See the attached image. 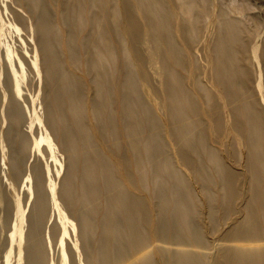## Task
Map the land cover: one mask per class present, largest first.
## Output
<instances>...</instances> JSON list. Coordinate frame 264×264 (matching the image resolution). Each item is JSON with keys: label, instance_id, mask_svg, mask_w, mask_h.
<instances>
[{"label": "rangeland", "instance_id": "1", "mask_svg": "<svg viewBox=\"0 0 264 264\" xmlns=\"http://www.w3.org/2000/svg\"><path fill=\"white\" fill-rule=\"evenodd\" d=\"M39 1L44 4L42 8L38 6ZM38 2L0 0V25L3 28L0 46V264H4L6 258L11 260V264L17 261L19 264H24V248L28 245L27 220L35 202L33 193L35 170L45 169L43 173H46V167L49 168V174H45V180L50 179L54 183L57 203L63 213L65 225L59 220L57 210L51 207V202H48L40 237L46 257L45 264H60L63 251L68 255L66 264H86L85 251L88 254L90 252L80 238L77 213L65 205L58 195L65 180L66 171L70 169L67 166L73 153L64 151L60 134L53 133L49 129L53 125L56 129L61 128L63 124L57 111L52 112L51 107L49 110L48 100L52 94V84L45 77L42 55L39 53L37 43L40 40L38 33V16L40 15L49 19L48 27L53 33L52 38L55 39L54 46L59 54L63 74L70 77L75 93L80 98L77 118L85 127L77 130L76 136L81 137L82 133L91 141V145L82 144L84 148L82 147L81 152H98L97 157H95L96 153H90L95 158H100L101 154L104 155L110 167L108 182L114 181L118 184L127 193L128 202L129 200L140 201L143 206L149 208V212L142 218L141 227L145 233L144 244L149 249L152 264H182L180 255L186 254L202 256L200 264H219L217 256L221 248L220 243L225 239L227 232L238 226L245 216V197L249 195V184L246 181L248 173L245 167L247 149L230 129L232 119L227 115V100L219 98L218 88L212 80H209L214 76L210 69L212 64L210 58L220 38L219 18L224 14L228 19H239L242 23L241 31L234 43V51L243 69L242 76L247 74L243 80L246 82L244 86L250 89L252 97L250 100H255L254 102L264 109V0H209L205 2L207 11L209 10V20L206 23L197 24L194 32L185 37L177 31L175 26L177 24L175 22L172 24L175 44L182 50L180 61L174 60L171 63L172 68L184 77L185 85L189 89H194L193 80L202 83L207 93L211 95V101L215 98L219 110L223 113L224 128L221 132H217L214 125L209 123L207 115L199 117L206 128L201 135L193 139L203 147V149L200 148V160L203 164L201 173L195 170L198 167H186L181 163L174 140L168 135L169 125L162 87L164 75L159 59L154 65L156 74L153 69H148L147 57L150 55L153 44L151 45V39L145 36L147 27L141 11H135V13L143 31L144 40L141 39L140 46L137 45V47L141 50L142 58L145 59V71L150 78L148 82L142 78L134 56L128 52L132 45L130 34L122 27L120 0H85L83 3L80 2V5L76 0H38ZM102 3H106V7L110 8L113 15L112 22L106 24L113 30L111 45L115 53L114 59H118L125 65H131L133 69L129 66L128 70L134 85L131 92L139 102L145 103L146 109L151 113L149 116L146 109L139 108V119H131V122L138 123L141 119L143 123L136 126L140 127L138 131L132 134L126 133L123 137H107L101 131L109 128L114 130L117 136L113 121H98V116L101 118V115L105 113L113 117L116 110L111 104L112 97H106L104 103L98 99L94 83L95 73L88 71L92 51L83 45V38L91 25L89 19L97 14ZM168 4L169 9H172L174 4L170 0ZM176 10L177 7L175 12ZM238 10L239 12L235 13ZM185 42L191 44L192 50H197L195 54H190L191 51L186 47ZM5 48L11 50L13 61L16 63L19 59L23 61L21 69L13 63L17 77L20 78L19 93H13L11 79L6 77L3 70L2 59L5 58ZM70 48L76 54L75 60L71 58ZM34 58L36 66L33 67ZM3 61L5 63V59ZM107 66L108 60H103L101 68L107 70ZM117 72L116 70V74ZM208 98L207 100L210 101ZM103 104L108 108L102 109ZM204 104L205 101L200 99L199 105L203 107ZM13 109L20 110V112L16 111L22 114L19 119L10 116ZM52 115L53 123L47 119ZM98 129L100 131H97ZM227 131L228 137H226ZM41 136L46 137L47 141L42 142L37 148L35 139ZM153 136L157 150L160 152L158 157L162 163L159 171L165 175L164 177L173 171L186 179L189 184V187L185 188L192 195L194 207L186 218L187 229L178 227L172 212L161 214L158 211L159 201L153 195L155 187L152 177L155 178V172L158 171L157 167L160 163L154 165L147 161L143 167L145 174L143 177L141 166L137 165V167L134 164L135 158L129 143L135 140L142 142L141 139ZM43 149L46 150L45 154ZM209 149L226 160L227 168L238 175L236 191L239 194L245 193V197H239L233 202L231 210L226 209L228 192L222 190L224 174H221L208 154ZM51 153L54 158H51ZM194 159L199 161L197 157ZM13 163L18 164V167L13 166ZM144 178L145 186L141 182ZM78 182V178L74 179L75 184ZM157 182L171 186L170 182L164 178H159ZM172 183L179 194L184 192V186L179 185L178 180L173 179ZM94 215H92L94 223L100 225V220ZM161 217L163 221L162 219L160 221ZM165 227L167 229H164ZM11 234L13 238L10 239ZM100 234L101 228L91 233L88 236L87 247L97 248L96 240ZM61 240H63L62 245ZM177 250L187 252H177ZM139 254V251L130 250L124 255L123 263H129ZM89 261L91 264H100L94 255L89 258Z\"/></svg>", "mask_w": 264, "mask_h": 264}, {"label": "bare ground", "instance_id": "2", "mask_svg": "<svg viewBox=\"0 0 264 264\" xmlns=\"http://www.w3.org/2000/svg\"><path fill=\"white\" fill-rule=\"evenodd\" d=\"M35 1L38 2V0ZM76 1L80 5V2L83 3L85 0ZM120 1L122 4V27L125 32L130 34L132 45L128 52L134 56L142 78L148 82L150 78L145 71V59L142 58L141 50L137 47L143 39V31L140 28L135 11H141L143 14L147 27L145 36L150 38L151 45L153 44L150 48V55L147 57L148 69H153L154 74H156L154 65L159 59L164 75L162 87L169 125L168 135L174 140L181 163L186 167H198L199 169L195 168V170L201 173V171L203 172L201 168L203 164L200 160V148L203 149V147L200 143L194 142L193 139L199 134L201 135L206 128L199 117L207 115L209 123L214 125L217 132H221L224 128L223 113L219 110L217 100L213 98L211 101V95L207 93L202 83L193 80L194 89L191 90L186 87L184 77L172 68L171 63L174 60L175 62L180 61L182 57V50L175 44L173 38L172 24L173 22L177 24L175 26L181 36L185 37L192 34L197 24L200 22L206 23L209 20V10L207 11L205 3L209 0H170L174 4L172 9L168 7V0ZM38 6L42 8L44 6L43 2L39 1ZM238 7L240 8V6ZM83 11L85 10L83 9ZM227 12L230 14L229 11ZM237 12L239 10L235 13ZM217 17L219 18V15ZM112 18L110 8L106 7V3H102L97 14L89 19L91 25L87 35L83 38V45L86 49L92 51L88 71L95 73L94 83L98 99L104 103L106 97H112L111 104L113 109L116 110L113 117H109L108 113H105V115H101V118L98 116V121H113L117 136L114 130L109 128L101 131L107 137H123V135L126 136V133L132 134L139 130L140 127L136 126L143 123L141 119L138 123H132L131 119L138 120L140 109H146V105L144 102H139L131 92L134 88L132 78L128 75L131 65H125L118 59H114L115 53L111 45L113 30L109 29L106 24L111 23ZM48 21V17L38 16L40 40L37 43L39 53L42 55L45 77L52 84V94L48 100L49 110L50 107L52 112L56 110L63 124L61 128L56 129L53 125L49 129L53 133L60 134L64 145L62 149L73 153L67 166L70 169L66 171L65 180L58 195L65 205L77 213L80 238L83 245L90 251L89 254L85 251L86 264H91L89 258L93 255L100 264H152L149 249L144 244L145 233L141 227L142 218L144 214L149 212V208L143 206L140 201L129 200V203L126 197L128 196L127 193L114 181L108 182L110 167H108L104 155L102 156L100 153L101 157L95 158L99 154L98 152H81L84 148L82 144L85 143L88 146L91 145V141L85 134L81 133V137L76 136L77 130L85 127L77 118L80 98L75 93L70 77L63 74L59 54L54 46L55 39L52 38L53 33L48 27ZM218 23L221 25L220 38L211 54L212 57H209L212 62L210 69L213 71L214 76L209 80H212L218 88L219 98L227 100V115L232 119L230 129L247 149L245 167L248 173L246 181L249 184V195L245 197V193H240V195L236 191L235 185L238 181V175L227 168L226 160L222 156L216 155L209 149L208 154H210L221 174H224L222 190L228 192L226 209L231 210L233 202L239 197L246 198L245 216L238 226L227 232L225 239L220 243L221 248L217 259L220 261L219 264H264V109L260 108L254 102L255 100H250V89L244 86L246 82L243 80L247 74L242 76L243 69L236 58V51H234V43L241 31L240 25L242 23L239 19H228L224 14L219 18ZM2 32L3 28L0 25V46L3 39ZM185 45L191 51L190 54L196 53L197 50H192L191 44L185 42ZM70 52L72 53L71 58L75 60L76 54L71 48ZM4 57H2L5 59V63L2 59L4 73L7 78L11 79L13 93H19L20 78L17 77L13 63L21 69L23 61L20 59L17 60V63L13 61L12 52L9 48L4 49ZM103 60H108L107 70L101 68ZM32 64L33 67L36 66L35 58ZM116 70L118 74H116ZM207 97L210 98V101L207 100ZM200 99L205 101L203 107L199 105ZM103 106L102 109L108 108L105 104ZM16 111L20 112L19 109H15L11 111L10 116L19 119L22 114H18ZM146 112L151 116L149 110L146 109ZM54 116L56 115L54 114ZM47 119L52 123L54 122L53 115L48 116ZM228 133L227 131L226 137L229 136ZM154 138V136L146 137L141 139L142 142L135 140L129 143L132 155L135 158L134 164L141 166L142 177L145 175L143 167L147 161L154 165L160 163L158 157L160 152L157 150L158 147L154 143ZM35 140L38 148L42 142L47 141V138L41 136ZM42 151L44 154L46 153V150L43 149ZM90 153H96L95 157L91 156ZM194 157H197L199 161L197 162ZM51 158H54L52 153ZM54 162L56 163V160ZM122 164H124V161H122ZM13 166L17 168L18 164L13 163ZM161 167L162 163L157 167L158 171L155 172V178L152 177L155 187L153 195L159 201L158 211L161 214L172 212L178 227L187 229L186 218L194 207L192 205V195L185 188L189 187V184L186 179L178 176L173 171L164 177L165 175L159 171ZM43 170L45 169L35 170L36 173L34 172L36 174L34 177L35 190H33L35 202L32 213L27 220L26 241L28 245L24 248V264H45L46 257L40 237L48 202H51V207L57 210L59 220L65 225L63 213L57 203L54 183L50 179L45 180V174H49V168L46 167V173H43ZM76 178L79 180L78 184L74 183ZM159 178L168 180L171 186L160 184L157 182ZM173 179L178 180L179 185L184 186L182 194H179V191L177 192L173 186ZM141 182L145 186V178ZM93 214L100 220V225L94 223ZM18 217L20 218V215ZM161 219L162 217L160 221ZM57 223H59L58 220ZM100 228L101 234L96 240L98 242L97 248L87 247L88 236ZM164 229H167V227ZM9 238H13V234L9 235ZM123 240L127 243L125 244ZM62 244L63 240H61ZM130 250L139 251L140 254L129 263H123L124 255ZM177 252L187 251L177 250ZM180 256L182 264H200L199 262H202V256L197 257L189 254ZM66 258L68 259V255L63 251L60 264H66ZM4 264H11V260L6 258ZM15 264H19V262L17 261Z\"/></svg>", "mask_w": 264, "mask_h": 264}]
</instances>
